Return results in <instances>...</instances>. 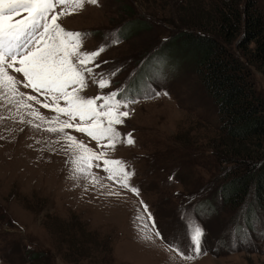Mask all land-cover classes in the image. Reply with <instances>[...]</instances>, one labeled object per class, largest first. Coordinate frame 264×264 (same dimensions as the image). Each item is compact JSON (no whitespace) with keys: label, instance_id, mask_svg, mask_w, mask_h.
<instances>
[{"label":"rangeland","instance_id":"1","mask_svg":"<svg viewBox=\"0 0 264 264\" xmlns=\"http://www.w3.org/2000/svg\"><path fill=\"white\" fill-rule=\"evenodd\" d=\"M183 5L181 0H99L59 21L66 30L87 34L85 50L107 45L96 71H119L103 92L123 88L125 98L137 101L122 109L130 115L117 126L122 136L132 134L133 145L120 143L115 151L97 148L85 133L65 131L93 150L125 161L135 173L130 184L140 195L107 179L102 167L92 171L107 187L90 184V177L73 179L70 155L63 141L56 142L58 134L44 130L49 125L34 120L41 127L33 128L6 120L0 124V264H103V244L111 264H264V213L253 204L255 211L245 222L244 205L250 197L235 207L223 205L215 194L228 166L213 154L215 145L216 151L221 149L222 135L215 103L187 64L178 67L171 57L170 62L162 56L153 65L159 42L176 31L173 26L181 27L177 17ZM127 21L137 28L121 38L118 31ZM9 71L23 80L22 74ZM250 81L264 97V76L251 69ZM21 90L44 100L30 88ZM100 93L89 80L82 95ZM29 103L45 117L56 115L35 101ZM117 191L119 196L109 194ZM201 197L208 198L211 209L196 208ZM141 200L155 221V229L147 221L152 240L142 238V222L136 219L140 214L147 218ZM190 224L204 233V254L192 261L165 243L190 253ZM156 230L163 241L154 235ZM33 254H39L37 259Z\"/></svg>","mask_w":264,"mask_h":264},{"label":"snow or ice","instance_id":"2","mask_svg":"<svg viewBox=\"0 0 264 264\" xmlns=\"http://www.w3.org/2000/svg\"><path fill=\"white\" fill-rule=\"evenodd\" d=\"M98 2L99 0H0V110L8 112L7 116L0 114V124L12 120L40 128V124L33 122L39 120L49 125L44 130L58 134L59 139L56 142L63 141V150L70 155L67 163L71 167L73 179L90 177V184L107 187L101 184L103 178L92 171L93 168L102 167L107 173V179L118 182L120 188L139 196V188L130 184L135 173L128 170L129 165L125 161L111 158L105 151L97 152L65 131L75 129L85 133L96 141L97 148H110L112 151H115L120 143L135 144L132 134L122 136L117 126L123 125L124 118L130 115L129 111L122 109H127L137 101L125 98L123 88L103 92L105 88L110 87L111 79L119 69L110 73L96 71L100 67L97 63L98 57L106 50L107 45L102 44L96 50L87 51L83 47L87 34L66 30L59 23L62 18L82 11L86 4L98 5ZM24 13L26 15H22ZM112 43H119V40L113 39ZM9 70L22 74L23 80L18 79ZM89 80L98 86L100 94L94 97L82 95ZM21 88H30L39 96H43V102ZM30 101L51 109L56 115L45 117L29 103ZM61 101L64 102L63 106ZM25 109L28 111H23ZM61 115L67 119H60ZM25 116L32 119L26 120ZM77 120L78 122L73 123ZM8 131L11 132L12 129ZM102 141L106 143L102 144ZM101 161L102 165L99 163ZM109 194L119 196L120 192ZM140 203L143 213H147V218L143 214L136 217L142 222V238L152 240L151 229H155V221L147 204L142 200ZM147 221L152 222L151 229ZM189 227L192 245L190 253L185 254L176 244L165 243L182 259L192 261L204 254V233L198 225L190 224ZM154 235L164 240L158 230Z\"/></svg>","mask_w":264,"mask_h":264},{"label":"trees","instance_id":"3","mask_svg":"<svg viewBox=\"0 0 264 264\" xmlns=\"http://www.w3.org/2000/svg\"><path fill=\"white\" fill-rule=\"evenodd\" d=\"M208 1L181 0V27L173 26L176 31L159 42L152 64L162 56L178 67L187 64L215 103L222 135L221 149L215 145L213 154L228 164L215 194L223 205L235 207L250 197L244 205L248 222L253 204L264 213V97L250 81L251 69L264 76V5L258 0ZM127 22L118 31L121 38L137 28ZM210 204L201 197L196 208L209 210ZM104 245L100 262L111 264Z\"/></svg>","mask_w":264,"mask_h":264}]
</instances>
